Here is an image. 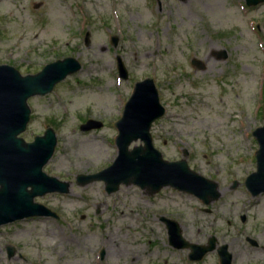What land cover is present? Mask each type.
Segmentation results:
<instances>
[{"label": "rangeland", "instance_id": "obj_1", "mask_svg": "<svg viewBox=\"0 0 264 264\" xmlns=\"http://www.w3.org/2000/svg\"><path fill=\"white\" fill-rule=\"evenodd\" d=\"M218 52L226 57L218 59ZM118 56L126 79L118 76ZM68 57L81 69L48 95L28 100L30 120L21 137L31 142L53 128L57 144L43 171L69 182V192L34 199L57 218L0 225V264H220L222 245L232 264H264V193L253 197L244 185L256 168L252 132L263 125L264 6L248 7L244 0H0V65L35 74ZM193 58L205 69H195ZM145 79L154 81L165 108L150 128L153 146L164 160L185 159L217 183L219 198L208 205L171 187L151 195L134 184L107 193L102 181L76 183V176L116 159L115 123L135 83ZM89 119L101 126L81 131ZM140 145L134 141L129 149ZM162 217L176 221L190 243L206 245L214 237L215 250L189 261L190 248L169 245ZM108 234L125 252L107 256L102 239ZM247 236L258 247L246 243ZM129 251L142 262L123 257Z\"/></svg>", "mask_w": 264, "mask_h": 264}, {"label": "water", "instance_id": "obj_2", "mask_svg": "<svg viewBox=\"0 0 264 264\" xmlns=\"http://www.w3.org/2000/svg\"><path fill=\"white\" fill-rule=\"evenodd\" d=\"M254 6L264 0H245ZM89 34H86L88 44ZM117 39L112 40L115 46ZM217 58L226 57L224 52L216 53ZM119 76L127 78V70L118 56L116 58ZM191 65L197 70L205 69L199 59L193 58ZM81 69V64L68 57L45 65L36 74L21 75L9 65H0V225H5L28 217L57 215L45 206L34 202L35 197L48 193L66 194L70 183L48 176L43 167L51 159L57 144L56 134L47 128L43 135L35 136L27 142L19 137L30 120L28 99L45 96L52 92L56 84ZM165 114L159 101L158 91L152 79L137 82L125 104L122 117L115 126L118 135L115 144L118 154L107 168L94 174L76 176V183L84 186L102 181L107 193H113L121 184H134L146 189L151 195L164 187L193 194L205 204L219 198L218 185L191 170L185 159L166 161L154 148L150 134L152 123ZM264 122V105H263ZM101 123L88 120L80 126L81 131L99 128ZM259 148L256 152V171L245 179V186L252 196L264 193V124L253 131ZM139 140L142 145L129 149L132 142ZM236 184V183H235ZM168 232L170 245L177 249L190 248L189 260L199 261L215 249V239L207 245L187 242L176 221L162 218ZM253 242V241H252ZM254 243V242H253ZM9 256L14 248L7 247ZM221 264H231L227 247L218 250Z\"/></svg>", "mask_w": 264, "mask_h": 264}, {"label": "bare ground", "instance_id": "obj_3", "mask_svg": "<svg viewBox=\"0 0 264 264\" xmlns=\"http://www.w3.org/2000/svg\"><path fill=\"white\" fill-rule=\"evenodd\" d=\"M116 242H117L116 237L114 235H111V234L105 235V238L102 239V244L105 246V252L107 253V256H109V254L111 252H117V253L125 252V251L121 250L122 248H120L119 246L116 245ZM123 257H125V258L135 257L136 262H139V261L142 262V258L140 257V255H136V254L132 255V253H130V251L127 253V256H123Z\"/></svg>", "mask_w": 264, "mask_h": 264}, {"label": "flooded vegetation", "instance_id": "obj_4", "mask_svg": "<svg viewBox=\"0 0 264 264\" xmlns=\"http://www.w3.org/2000/svg\"><path fill=\"white\" fill-rule=\"evenodd\" d=\"M178 1H180V2H185V1H187V0H178ZM263 6H264V2L263 3H261ZM260 5V4H259ZM247 6V5H246ZM257 6V5H256ZM248 7H255V6H248ZM246 220H247V218H246V216L245 215H241L240 216V221H242V222H246ZM162 221V220H161ZM250 240H253L254 242H255V244L254 243H251V241ZM245 241H246V243H248L249 245H251V246H253V247H258V243H257V240L254 238V237H249V236H247L246 238H245Z\"/></svg>", "mask_w": 264, "mask_h": 264}]
</instances>
